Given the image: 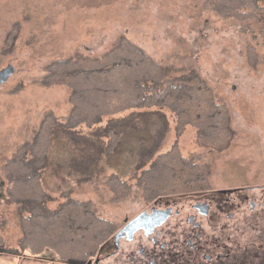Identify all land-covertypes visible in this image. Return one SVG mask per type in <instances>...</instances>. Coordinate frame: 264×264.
<instances>
[{"label":"rangeland","instance_id":"rangeland-1","mask_svg":"<svg viewBox=\"0 0 264 264\" xmlns=\"http://www.w3.org/2000/svg\"><path fill=\"white\" fill-rule=\"evenodd\" d=\"M262 26L259 19L217 16L211 0H0V71L9 66L15 69L0 87V264H78L91 259L72 261L67 257L71 252L67 245H48L41 252L44 246L37 240V256L29 251L20 204L8 197L10 180L3 166L32 141L47 114L63 119L70 113V90L63 85L44 84L47 66L78 55L100 57L122 37L141 47L172 77L198 74L216 102L226 107L232 137L225 148L205 144L193 126H186L178 134L175 117L163 110L170 128L154 159L177 142L181 154L205 168L209 177V185L195 187L194 192L253 188L248 191L261 206L234 218L239 226L237 229L233 225L231 233V262L264 264ZM97 127H83L80 138ZM136 142L137 133L128 130L118 152L102 157L100 167L84 169L82 178L71 163L76 159L84 164L95 148L82 145L80 150L79 146L72 147V142L66 144V140L54 137L42 176L43 187L52 197L47 203L49 210L55 211L69 200L90 204L111 230V239L126 217L136 216L159 197L147 196L143 188L141 177L152 161L138 168ZM77 147L83 155L73 151ZM113 174L127 183L122 195L107 186ZM89 176L93 178L86 179ZM28 215L23 213V217ZM74 246L82 249L79 241Z\"/></svg>","mask_w":264,"mask_h":264},{"label":"trees","instance_id":"trees-1","mask_svg":"<svg viewBox=\"0 0 264 264\" xmlns=\"http://www.w3.org/2000/svg\"><path fill=\"white\" fill-rule=\"evenodd\" d=\"M211 2L214 13L221 18L259 19L263 22L261 32L264 34V0ZM44 79L46 86L57 84L70 90V113L63 119L47 114L34 139L24 144L3 166L10 180L8 197L20 204L26 244L35 256L38 254L35 250L37 240L41 247L44 246L41 252L49 246L67 245L71 251L67 257L72 261L86 260L98 254L111 232L90 204L69 200L59 209L49 210L47 203L52 197L43 187L42 176L54 137L66 140V144L72 142V147L79 146L80 150L82 145L95 148V152L87 154L84 164L80 162L83 167L76 159L71 163L73 170L83 178L84 169L100 167L102 157H112L118 152L128 130L137 133L138 168L152 161L141 177L149 197L191 194L195 187L209 185L205 168L188 161L177 142L168 152L160 154L158 160L154 159L170 128L163 110L175 117L178 134L186 126H193L205 144L220 148H225L232 137L226 107L216 102L212 90L198 74L172 77L169 70L127 37H122L100 57L78 55L50 63ZM126 111L130 112L121 115ZM105 119L106 125L101 126ZM96 125L93 133L80 140V129H93ZM78 149L73 151L78 153ZM79 155H83L82 151ZM107 186L118 195L125 193L128 187L118 174L110 177ZM25 212L29 215L23 217ZM78 241L82 249L74 246Z\"/></svg>","mask_w":264,"mask_h":264},{"label":"flooded vegetation","instance_id":"flooded-vegetation-1","mask_svg":"<svg viewBox=\"0 0 264 264\" xmlns=\"http://www.w3.org/2000/svg\"><path fill=\"white\" fill-rule=\"evenodd\" d=\"M250 188L159 196L126 217L96 256L78 264H232L231 233L239 226L234 218L261 206Z\"/></svg>","mask_w":264,"mask_h":264},{"label":"water","instance_id":"water-1","mask_svg":"<svg viewBox=\"0 0 264 264\" xmlns=\"http://www.w3.org/2000/svg\"><path fill=\"white\" fill-rule=\"evenodd\" d=\"M15 73V69L11 66L3 69L0 71V87L6 83L10 77ZM135 223V222H134ZM134 223H132L130 225V227H132L134 225ZM131 229V228H130Z\"/></svg>","mask_w":264,"mask_h":264},{"label":"bare ground","instance_id":"bare-ground-1","mask_svg":"<svg viewBox=\"0 0 264 264\" xmlns=\"http://www.w3.org/2000/svg\"><path fill=\"white\" fill-rule=\"evenodd\" d=\"M91 131V130H90ZM96 131V130H95ZM92 132V131H91ZM99 133V132H98ZM77 135H79V134H77ZM85 136V135H84ZM100 136V135H99ZM80 137V136H79ZM76 138V137H75ZM83 138V137H82ZM84 138H86V137H84ZM90 138V137H89ZM92 138V137H91ZM98 137H96V139H97ZM34 139V138H33ZM32 139V140H33ZM81 139V138H80ZM74 140V139H73ZM84 140V139H83ZM93 140V139H92ZM86 141V140H85ZM91 141V140H90ZM95 141H98V140H95ZM82 143V142H81ZM90 143V142H89ZM97 143V142H96ZM102 143V142H101ZM88 144V143H87ZM103 144V143H102ZM90 145V144H89ZM95 145V144H94ZM65 147V146H64ZM77 148H79V147H77ZM91 149V148H90ZM99 149V148H98ZM117 149V148H116ZM18 151V150H17ZM79 151V150H78ZM87 151V150H86ZM100 151V150H99ZM83 153V152H82ZM77 154H79V152L77 153ZM85 154V153H84ZM86 158H87V156H86ZM88 159V158H87ZM206 164V163H205ZM48 169V168H47ZM112 190V189H111Z\"/></svg>","mask_w":264,"mask_h":264}]
</instances>
